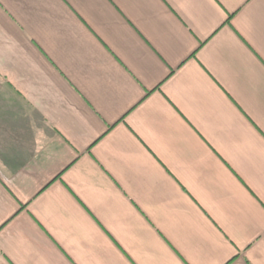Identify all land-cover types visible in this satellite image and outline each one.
Masks as SVG:
<instances>
[{"label":"crops","instance_id":"crops-1","mask_svg":"<svg viewBox=\"0 0 264 264\" xmlns=\"http://www.w3.org/2000/svg\"><path fill=\"white\" fill-rule=\"evenodd\" d=\"M0 264H264V0H0Z\"/></svg>","mask_w":264,"mask_h":264}]
</instances>
